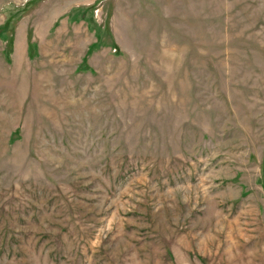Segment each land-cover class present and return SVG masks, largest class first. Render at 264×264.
<instances>
[{"label": "rangeland", "instance_id": "rangeland-1", "mask_svg": "<svg viewBox=\"0 0 264 264\" xmlns=\"http://www.w3.org/2000/svg\"><path fill=\"white\" fill-rule=\"evenodd\" d=\"M0 264H264V0H0Z\"/></svg>", "mask_w": 264, "mask_h": 264}]
</instances>
